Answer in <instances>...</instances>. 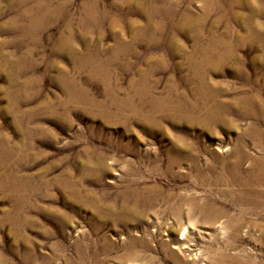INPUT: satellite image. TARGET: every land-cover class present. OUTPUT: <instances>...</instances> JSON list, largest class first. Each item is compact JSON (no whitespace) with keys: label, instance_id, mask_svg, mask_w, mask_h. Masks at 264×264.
Instances as JSON below:
<instances>
[{"label":"rangeland","instance_id":"374dc122","mask_svg":"<svg viewBox=\"0 0 264 264\" xmlns=\"http://www.w3.org/2000/svg\"><path fill=\"white\" fill-rule=\"evenodd\" d=\"M24 1L0 0V264H264V120L238 115L250 95L264 103V30L241 36L243 15L264 26V0H220L208 17L201 0H150L171 18L72 24L62 47V21L14 22ZM81 1L44 0L75 14ZM213 40L230 52L205 67Z\"/></svg>","mask_w":264,"mask_h":264},{"label":"bare ground","instance_id":"6f19581e","mask_svg":"<svg viewBox=\"0 0 264 264\" xmlns=\"http://www.w3.org/2000/svg\"><path fill=\"white\" fill-rule=\"evenodd\" d=\"M22 1V0H21ZM105 1L106 0H82L80 3H79V8H78V12H77V14H75V12L74 13H72V12H69V11H63L62 9L63 8H66V4H62L61 6H60V8H58V9H51L50 8V6H49V4L47 3V2H44V0H35V2H33L32 1V5L31 6H29V5H26V7H24L23 9H22V12H20V13H18L17 14V18L16 19H14V22H16L17 23V21L19 20V21H24L25 23H27L28 24V27H29V25H36V26H38V27H44V24L45 23H47V21L49 22L50 20H58V21H62L63 22V29H62V32L64 33H66L67 35L66 36H63V34H61V33H59L60 34V37L59 38H57L58 40H57V42H58V44H59V46H64V44H67L66 46H70V45H68V43H71V40L72 39H74L75 38V36H78V34L77 35H75L74 36V34H73V32H72V34H71V30H72V24L76 27H79L80 28V30H81V33L80 34H88V33H93V32H95V30L97 31V29L99 28V27H107V29H108V31H109V33H113V28L115 27V25H117L118 23H119V21H121L120 19H122V18H124V15H132V14H137L138 16H142V18L146 21V24L147 25H152V26H154V25H158V24H161V22H160V20L162 21V20H169L170 18H171V12L170 11H168V8H169V6H167L166 4H161V6L162 7H160V6H157L158 4H157V2L158 1H154V2H152V1H150V0H111L108 4H106L105 3ZM202 1V8H203V10H204V12H205V15L208 17L209 15H210V13L214 10V8L218 5V4H220V3H222L220 0H201ZM24 2H27V0L26 1H24ZM163 2H165V1H163ZM220 2V3H219ZM238 1L236 0V2L235 3H237ZM17 3V2H16ZM47 3V4H46ZM120 3L121 4H123V7L120 5ZM162 3V2H161ZM172 3V2H171ZM175 3H177V2H175ZM241 3V2H240ZM247 3V2H246ZM31 4V3H30ZM169 4V3H168ZM178 4V3H177ZM182 4H183V2H182ZM190 4V3H189ZM243 4V3H242ZM259 4H261V3H259ZM51 5V4H50ZM229 5H230V3H229ZM257 5V4H256ZM19 6V5H18ZM23 6V5H22ZM223 6V5H222ZM221 6V7H222ZM175 7V6H174ZM176 7H177V5H176ZM220 7V8H221ZM259 7V6H258ZM15 8V7H14ZM18 8V7H17ZM16 8V9H17ZM186 8V7H185ZM202 8H200V9H202ZM223 8V7H222ZM230 8V7H229ZM252 8V7H251ZM61 9V10H60ZM225 9V8H224ZM255 10H257V14H256V16H262V10L261 9H257V7L256 8H254ZM191 10V9H190ZM228 10V9H227ZM232 10V9H231ZM238 11V10H237ZM241 11V10H240ZM250 11V10H249ZM174 12V11H173ZM190 12H192V11H190ZM226 12V11H225ZM17 13V12H16ZM15 13V14H16ZM176 13V14H175ZM234 13V12H233ZM251 13H252V16L255 14V11H251ZM174 14H175V17H176V15L178 14V11H176L175 10V12H174ZM190 14V13H189ZM199 14V13H198ZM201 14V13H200ZM199 14V15H200ZM217 14V13H216ZM235 14V13H234ZM197 15V14H196ZM204 15V16H205ZM160 16H162V17H160ZM178 16V15H177ZM203 16V15H202ZM211 16V15H210ZM218 16H220V15H218ZM244 17H243V20L245 21L246 20V22H243V23H245L246 25H247V27H248V29L245 31V33L243 34V35H241L242 36V40H245L246 42L248 41V40H251V39H253V41H259V40H262L263 39V36H262V34H261V29H263L264 30V26H262L263 24H258V25H254L253 27L255 28V29H252L251 28V21H249L250 19H251V17H250V15H243ZM129 17V16H128ZM179 17H181L182 19V21L181 22H183V18H185L184 19V21L187 19V15H185V11L184 10H182V11H180L179 12ZM190 17V16H189ZM192 17H195V16H192V14H191V18ZM222 17H223V15H222ZM221 17V18H222ZM130 18V17H129ZM132 18V17H131ZM178 18V17H177ZM214 18V17H213ZM226 18V17H225ZM234 18V17H233ZM12 19V18H11ZM175 19V18H174ZM207 19V18H206ZM218 19V18H217ZM123 20V19H122ZM129 20V19H128ZM135 20H137V19H135ZM200 20H201V18H200ZM124 21V20H123ZM143 21V20H142ZM192 21H193V19H192ZM196 21V20H195ZM204 21V20H203ZM127 22V24H131V26H132V24H134L131 20L130 21H126ZM132 22V23H131ZM160 22V23H159ZM180 22V21H179ZM205 22V21H204ZM203 22V23H204ZM237 22H239L238 20H237ZM13 23V22H12ZM21 23H23V22H21ZM125 23V22H124ZM165 23V22H164ZM175 23L177 24V22L175 21ZM206 23V22H205ZM18 24V23H17ZM50 24V23H49ZM54 24V23H53ZM126 24V23H125ZM143 24V23H142ZM191 24H194L193 22L191 23ZM215 24V23H214ZM10 25H12V24H10ZM141 25V24H140ZM174 25V24H173ZM201 25V24H200ZM204 25V24H203ZM206 25V24H205ZM239 25H241L242 26V22H240L239 23ZM22 26V25H21ZM129 28L131 27V26H129V25H127ZM188 26V25H187ZM195 26V25H194ZM193 26V27H194ZM211 26V25H210ZM215 26V25H214ZM14 27V26H13ZM23 27V26H22ZM121 27V26H120ZM144 27V26H143ZM156 27V26H155ZM174 27V26H173ZM199 28H200V26H198ZM202 27V26H201ZM21 28V27H20ZM27 28V27H26ZM32 28V27H31ZM33 28H35V27H33ZM162 29H163V27H161ZM165 28V27H164ZM192 28V27H191ZM195 28V27H194ZM39 29V28H38ZM37 29V30H38ZM46 29V28H45ZM116 29H117V27H116ZM140 29V28H139ZM201 29V28H200ZM216 29H218V28H216ZM29 30V29H28ZM33 30V29H32ZM36 30V31H37ZM144 30V29H143ZM164 30V29H163ZM171 30V29H170ZM195 30H196V28H195ZM194 30V31H195ZM208 30V29H207ZM212 30V29H211ZM243 30V29H242ZM254 30V32L252 33V31ZM20 31V30H19ZM35 31V30H34ZM35 31V32H36ZM43 31V30H42ZM74 31V30H73ZM106 31V30H105ZM133 31H135L134 33H133ZM132 32H131V34H130V39L131 38H133V35H134V37H135V39H137V40H142V41H145V40H149V42L150 41H155L154 39H155V37L154 38H151V35H155V31H153L152 33L153 34H149V33H147V34H145V32H142V31H137V29L136 30H133ZM198 31H200V30H198ZM32 32V31H31ZM79 32V31H78ZM164 32V31H163ZM209 32V31H208ZM214 32H216V30L214 31ZM151 33V32H150ZM197 33V32H196ZM201 33V32H200ZM19 34V33H18ZM27 34H28V32H27ZM32 34V33H31ZM161 34V33H160ZM217 34V33H216ZM22 35V34H21ZM38 35V34H37ZM97 35V34H96ZM173 35V34H172ZM175 35V34H174ZM200 35V34H199ZM199 35H197V36H199ZM207 35V34H206ZM210 35V34H209ZM211 35H212V33H211ZM24 36H25V34H24ZM167 36V35H166ZM196 36V35H195ZM27 37V36H26ZM36 37V36H35ZM38 37V36H37ZM81 37H83V36H81ZM108 37V36H107ZM112 37H113V35H112ZM23 38H25V37H23ZM30 38V37H29ZM94 38V37H93ZM157 38V37H156ZM197 38V37H196ZM200 38V37H199ZM212 38H214V37H212ZM33 39V38H32ZM37 39V38H36ZM96 39V38H95ZM103 39H104V37H103ZM160 39V38H159ZM165 39V38H164ZM209 39V38H208ZM33 40H35V39H33ZM75 40V39H74ZM139 40V41H140ZM196 40V39H195ZM200 40V39H199ZM210 40V39H209ZM216 40V39H215ZM169 41V40H168ZM221 41V40H220ZM133 42H134V40H133ZM146 42V41H145ZM222 42V41H221ZM131 43V42H130ZM208 44H210V43H208ZM57 46V45H56ZM241 46V45H240ZM88 47V46H87ZM208 53H207V56L206 55H203V57H205V60H206V58H207V60L205 61V64L203 65V66H205V67H207V66H209V67H213V65H215L214 63V61H215V59H219V61H221V60H223V59H225V57H222L221 55V53H224L223 55H225V53L226 54H229V52H230V50H228V48L226 47V46H224V45H221L219 42H214V40L211 42V44L210 45H208ZM217 47V48H216ZM259 47V46H258ZM65 48H67V47H65ZM71 48V47H70ZM86 48V47H85ZM206 48V47H205ZM237 48V47H236ZM74 49V48H73ZM125 49V51L128 49L127 47H123V49H121V51L122 52H124L123 50ZM200 49V48H199ZM230 49V48H229ZM90 50V49H89ZM97 50V49H96ZM75 51V50H74ZM74 51H72V52H74ZM80 51V50H79ZM248 51V50H247ZM258 51H259V53L261 52V54H264V45L263 46H260L259 48H258ZM56 52H61V49H58L57 48V51ZM76 52H77V50H76ZM83 52V51H82ZM88 52V51H87ZM28 53H30V52H28ZM62 53V52H61ZM79 53V52H78ZM205 53V52H204ZM252 53V52H251ZM70 54V53H69ZM113 54H116V52H113ZM255 55V54H254ZM258 55V54H257ZM222 57V58H221ZM192 60V59H191ZM195 60V59H194ZM203 60V59H202ZM254 60V62H255V64L257 63V65L256 66H262V64H263V62H262V60H260V59H256V58H254L253 59ZM264 60V59H263ZM204 61V60H203ZM202 61V62H203ZM197 62V61H196ZM222 62V61H221ZM92 63V62H91ZM204 63V62H203ZM216 64H218V63H216ZM254 64V65H255ZM89 65V64H88ZM92 66H90V69L92 70V71H94V72H96V73H99V74H97L98 76L99 75H101V77L103 78H105V79H108V77L109 76H103V74H102V72H99L98 70V68H95V66H93L94 64H91ZM102 65V64H101ZM200 65L198 64V66L197 65H195V64H192V72L194 73V74H192L193 76H196V73H198L199 71H198V69H201L202 67L200 66ZM93 68V69H92ZM218 69V68H217ZM214 70V69H213ZM259 70V69H258ZM204 71V70H203ZM147 74V73H146ZM152 74V73H151ZM150 74V75H151ZM206 74V73H205ZM204 75V74H203ZM147 77L149 76V75H146ZM205 76V75H204ZM145 77V76H144ZM141 78V77H140ZM200 78H202L201 76H200ZM199 78V79H200ZM259 78V77H258ZM147 79V78H146ZM140 80V79H139ZM143 80V79H142ZM150 80V79H149ZM198 80V79H197ZM145 81V80H144ZM140 82V81H139ZM146 82V81H145ZM144 82V83H145ZM202 82V81H201ZM197 83V82H196ZM104 84V83H103ZM111 84V83H110ZM193 85V84H192ZM111 86V85H110ZM113 86V85H112ZM133 86V85H132ZM144 86V85H143ZM147 86V85H146ZM194 86V85H193ZM200 86V85H199ZM204 86V85H203ZM149 87V86H148ZM171 87V86H170ZM200 87H202V86H200ZM108 88V87H107ZM145 88V87H144ZM150 88H151V86H150ZM108 90V89H107ZM134 90V89H133ZM141 90V89H140ZM196 90H197V88H196ZM258 90V89H257ZM112 91V90H111ZM138 91V90H137ZM149 91V90H148ZM151 91V90H150ZM169 91V90H168ZM171 91H172V89H171ZM219 91V90H218ZM140 92V91H139ZM202 92V91H201ZM130 93V92H129ZM141 93V92H140ZM145 93V92H144ZM152 93V92H151ZM169 93V92H168ZM179 93H181V92H179ZM186 93V92H185ZM211 93V92H210ZM109 94V93H108ZM134 94V93H133ZM137 94V93H136ZM136 94H135V96H136ZM142 94V93H141ZM167 94V93H166ZM254 94V93H253ZM111 95V94H110ZM186 95V94H185ZM256 95H258V94H256ZM145 96H147L146 94H145ZM150 96V95H149ZM152 96V95H151ZM170 96V95H169ZM168 96V97H169ZM181 96V95H180ZM251 96V95H250ZM250 96H248L247 98H244V101L246 100V101H248V103H247V105H248V108L244 111V113L243 112H239L238 113V115L240 116L241 114L242 115H247V116H252V115H254V116H258L259 118H261V120H264V103L262 102V100L259 102V101H257V100H255V96H253V98H251ZM154 97V96H153ZM153 97H152V99H153ZM176 97V96H175ZM175 97H173V98H175ZM185 97V96H184ZM183 97V98H184ZM113 98V97H112ZM135 98V97H134ZM143 98V97H142ZM147 98V97H146ZM145 98V99H146ZM149 98V97H148ZM151 98V97H150ZM146 99L145 101H147V103L148 102H150L151 103V105L150 106H155V112L156 111H159L160 109H162L163 108V110H164V107H166V109H168L167 108V104H166V101H165V104L166 105H164V100L162 101V99H161V102L160 101H158L157 102V99H156V101H149V100H151V99ZM164 98H166V97H164ZM170 99H171V97H169ZM177 98V97H176ZM180 98V97H179ZM181 98H182V96H181ZM182 98V99H183ZM257 98V97H256ZM137 99H139V98H137ZM167 99V98H166ZM127 100H130L129 98L127 99ZM126 100V101H127ZM134 100V99H133ZM132 100V101H133ZM144 100V98L142 99V101ZM178 100V99H177ZM243 100V99H242ZM140 101V100H139ZM205 101H206V99H205ZM213 101V100H212ZM176 102V101H175ZM174 102V103H175ZM180 102V101H179ZM201 102V101H200ZM124 103V102H123ZM126 103V102H125ZM132 103V102H131ZM137 103H139V102H137ZM147 103H146V105H147ZM212 103V102H211ZM244 103V102H243ZM134 104H135V101H134ZM145 104V103H144ZM172 104V106H174V107H172L173 108V110L174 111H176V110H178L177 109V105H174L173 103H171ZM142 105V104H141ZM140 105V106H141ZM203 105V104H202ZM205 105V104H204ZM246 105V104H245ZM136 106V105H135ZM134 106V107H135ZM138 106V105H137ZM148 107V108H151V107ZM133 107V108H134ZM139 107V106H138ZM145 107V106H144ZM143 107V108H144ZM152 107V108H153ZM179 107V106H178ZM212 107V106H211ZM223 107V106H222ZM130 107H128V109H129ZM142 108V107H141ZM141 108H139V111H140V109ZM146 108V107H145ZM202 108H203V106H202ZM224 108V107H223ZM165 109V110H166ZM171 109V108H170ZM200 109V108H199ZM198 109V110H199ZM229 109H230V107H229ZM228 109V110H229ZM134 110H135V108H134ZM146 110H147V108H146ZM173 110H172V112H173ZM150 112H151V110H150ZM160 112H161V110H160ZM208 112H209V110H208ZM216 112H217V110H216ZM220 112H221V110H220ZM246 112V113H245ZM129 113V112H128ZM146 113V112H145ZM159 113V112H158ZM188 113V112H187ZM191 113V112H190ZM233 113V112H232ZM132 114V113H131ZM138 114H141V117L143 118L144 117V120H145V117L146 116H143L144 114L141 112V113H138L137 112V115ZM147 114V113H146ZM164 114V113H163ZM166 114V113H165ZM193 114V113H192ZM203 114V113H202ZM208 114V113H207ZM127 115V114H126ZM129 115V114H128ZM149 115V114H148ZM152 115H153V113H152ZM159 115V114H158ZM194 116H195V114H193ZM201 115V114H200ZM209 115V114H208ZM160 116V115H159ZM166 116V115H165ZM171 116V115H170ZM198 116V115H197ZM211 116H212V114H211ZM210 116V117H211ZM140 117V116H139ZM168 117V116H167ZM191 117V116H190ZM209 117V116H208ZM216 117V116H215ZM141 118V119H142ZM174 118V117H173ZM199 118V117H198ZM201 118V117H200ZM130 119V118H129ZM149 119V118H148ZM197 119V118H196ZM205 119H207L206 117H205ZM209 119V118H208ZM222 118H220V120H221ZM151 120V119H150ZM194 120V119H193ZM197 120H199V119H197ZM201 120H203V119H201ZM211 120V119H210ZM213 120V119H212ZM223 120V119H222ZM225 120H226V118H225ZM147 121V120H146ZM196 121V120H195ZM200 121V120H199ZM198 121V122H199ZM201 123V122H200ZM208 123V122H207ZM207 123H206V125H207ZM213 123V122H212ZM203 124V123H202ZM222 124V123H221ZM212 126V125H211ZM224 128V127H223ZM225 129V128H224ZM171 151L174 153L175 152V149H174V147H171ZM167 156V155H166ZM171 156V155H170ZM236 168H239V166H240V164H239V162H237V164L236 165H234ZM235 168V169H236ZM262 168H264V166L262 165V164H260V167L258 168V169H261L262 170ZM238 170V169H237ZM237 170H234L233 169V172H236ZM230 173V172H229ZM237 173V172H236ZM262 173H264V172H261L259 175L260 176H262ZM235 174V173H234ZM227 175V174H226ZM223 176V175H222ZM233 178H232V180L234 179V180H236V178L234 177V176H232ZM237 177H240L241 179H242V181H243V176L241 175V176H237ZM226 179V178H225ZM224 179V180H225ZM228 179V178H227ZM227 179H226V181H227ZM221 180V179H220ZM246 180H247V178H246ZM222 181V180H221ZM230 181V180H229ZM241 181V180H240ZM223 182V181H222ZM237 182V181H236ZM251 183V182H250ZM239 184V183H238ZM230 185H231V183H230ZM244 187V186H243ZM246 187V186H245ZM148 202V201H147ZM151 202V201H150ZM155 204V203H154ZM238 221V220H237ZM236 227V226H235ZM217 264H223V262H217Z\"/></svg>","mask_w":264,"mask_h":264}]
</instances>
